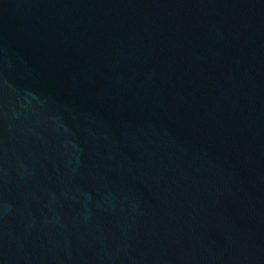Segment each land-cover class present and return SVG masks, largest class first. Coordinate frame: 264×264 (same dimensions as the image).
<instances>
[{
    "label": "water",
    "instance_id": "1",
    "mask_svg": "<svg viewBox=\"0 0 264 264\" xmlns=\"http://www.w3.org/2000/svg\"><path fill=\"white\" fill-rule=\"evenodd\" d=\"M0 264H264V0H0Z\"/></svg>",
    "mask_w": 264,
    "mask_h": 264
}]
</instances>
